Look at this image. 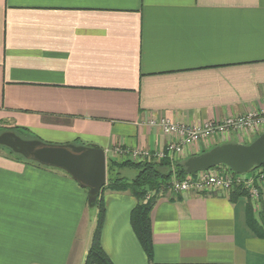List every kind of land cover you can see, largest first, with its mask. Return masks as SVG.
<instances>
[{
  "label": "crops",
  "instance_id": "crops-1",
  "mask_svg": "<svg viewBox=\"0 0 264 264\" xmlns=\"http://www.w3.org/2000/svg\"><path fill=\"white\" fill-rule=\"evenodd\" d=\"M263 106L264 0H0V129L133 161L115 150L152 154L173 139L150 118L204 124ZM263 130L215 133L177 160ZM257 186L256 199L161 195L150 261L130 225L134 197L106 190L101 245L113 264H264ZM95 220L70 175L0 149V264H83Z\"/></svg>",
  "mask_w": 264,
  "mask_h": 264
},
{
  "label": "trees",
  "instance_id": "trees-1",
  "mask_svg": "<svg viewBox=\"0 0 264 264\" xmlns=\"http://www.w3.org/2000/svg\"><path fill=\"white\" fill-rule=\"evenodd\" d=\"M10 130L24 139H38L21 127L15 126ZM4 131V129H0V133ZM0 149L8 156L37 166L48 167L34 160L24 158L5 146L0 145ZM183 161L175 160L172 162L167 157L158 161L147 159L116 161L112 158H107L105 185L95 197L91 196L88 189L85 188L88 192L89 205L96 209V221L83 264H113L101 245V231L105 217L103 193L106 190L127 191L134 197L136 202L130 211V225L147 259L149 261L152 259L150 211L157 199L167 192L172 175L178 179L189 175L185 171ZM218 166L225 165L221 164ZM65 173L69 175L67 172ZM247 195L248 191L242 185H235L230 189L229 193V197L233 201L239 196ZM250 211V206L247 205V219L252 226L255 221Z\"/></svg>",
  "mask_w": 264,
  "mask_h": 264
},
{
  "label": "water",
  "instance_id": "water-1",
  "mask_svg": "<svg viewBox=\"0 0 264 264\" xmlns=\"http://www.w3.org/2000/svg\"><path fill=\"white\" fill-rule=\"evenodd\" d=\"M0 145L41 165L67 172L95 197L106 183V155L94 145L50 144L24 139L12 131L0 133ZM225 165L235 173L248 172L264 165V130L249 143L224 142L184 159L187 174Z\"/></svg>",
  "mask_w": 264,
  "mask_h": 264
},
{
  "label": "built area",
  "instance_id": "built-area-1",
  "mask_svg": "<svg viewBox=\"0 0 264 264\" xmlns=\"http://www.w3.org/2000/svg\"><path fill=\"white\" fill-rule=\"evenodd\" d=\"M149 126L158 127L164 134L171 135L172 140L166 143L163 151H154L152 154L140 148L122 151L116 149V154L126 153L134 160L156 158L160 160L167 157L170 161H175L183 154L185 146H191L201 139L213 136L215 133H226L228 131L244 130L253 133L264 128V106L256 111H249L244 114L229 115L219 121H209L204 124H186L176 122L166 117L150 118L147 121ZM214 167L207 171H200L197 177L187 175L182 179H177L172 175L169 188L174 192H210L224 189L229 191L233 185H242L249 195L256 199L259 189L258 180L264 179V166L250 169L245 173H235L228 167L220 169Z\"/></svg>",
  "mask_w": 264,
  "mask_h": 264
},
{
  "label": "rangeland",
  "instance_id": "rangeland-1",
  "mask_svg": "<svg viewBox=\"0 0 264 264\" xmlns=\"http://www.w3.org/2000/svg\"><path fill=\"white\" fill-rule=\"evenodd\" d=\"M178 179V178H177ZM169 192H174L172 189H170V188H168V190H167V193H169ZM90 206V205H89ZM91 208H94V207H92V206H90ZM96 221V220H95ZM93 232V231H92Z\"/></svg>",
  "mask_w": 264,
  "mask_h": 264
}]
</instances>
